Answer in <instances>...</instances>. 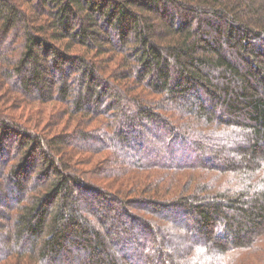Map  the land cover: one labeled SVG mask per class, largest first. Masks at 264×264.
Here are the masks:
<instances>
[{
  "label": "trees",
  "instance_id": "obj_1",
  "mask_svg": "<svg viewBox=\"0 0 264 264\" xmlns=\"http://www.w3.org/2000/svg\"><path fill=\"white\" fill-rule=\"evenodd\" d=\"M0 51L79 126L0 105V264H264V0H0Z\"/></svg>",
  "mask_w": 264,
  "mask_h": 264
},
{
  "label": "rangeland",
  "instance_id": "obj_2",
  "mask_svg": "<svg viewBox=\"0 0 264 264\" xmlns=\"http://www.w3.org/2000/svg\"><path fill=\"white\" fill-rule=\"evenodd\" d=\"M50 78H53V76H50ZM22 96L23 95H20L19 93H17L16 88L11 87L10 85H7V86L5 85L1 93V97H2L1 101L3 102H1L0 104V105L3 104L4 109H8L7 113L11 115L12 120L14 119V120L19 121L21 127H23L26 130L28 129V131H30L32 134H40L41 136H44V138L48 140L53 139V137L55 138L61 134L64 135L66 133H70L71 136L75 135L73 133H75V131L78 130V127H79L76 124V121L74 122L73 120H71L69 122L67 118H64V121H62L64 123L63 124L62 122L59 123L60 124L59 126L58 125L54 126L50 124V121L52 120L54 113L61 108V107L59 108V105H57L56 103H49V104L33 103V102H30L27 99V97L25 96L22 97ZM66 124H68L67 126H70V128L67 130L64 128L66 127L65 126ZM14 139L15 138L12 136H9L5 139L6 145L10 148L12 152L15 151V147H16V143ZM76 143L81 144V145L90 146V148H87V149L95 150L94 148L95 144L84 143L79 140H77ZM119 152L112 158L113 161L111 163H115L116 159L119 161L118 158L122 156L123 154L122 151H119ZM34 154H36V152ZM85 156L89 157L88 163L86 162V164H81L83 165L82 167L85 170L86 169L88 170L96 169L97 166L99 165V162H102V161L105 162V160L108 157L107 153H102V152L84 153L82 155L77 156V160H74L73 164L80 167L76 163H78L77 162L78 159H81V158L82 160L84 159L86 160ZM83 157L85 158L83 159ZM36 162L40 163L39 161H36ZM123 162L126 163V161H123ZM159 174L162 177L168 175V178L173 175L171 174V172H160ZM144 175H148V174L144 173ZM188 175H189L188 173L181 174L179 178L183 177L184 179H187ZM256 247H258L259 253H253L254 256H250L247 252L245 253L238 252L234 255L235 257L232 258V260H243V259L249 260L250 259L249 261H255L256 255H260V253H262L261 255H264V246L259 245ZM255 251L256 249H254V252Z\"/></svg>",
  "mask_w": 264,
  "mask_h": 264
},
{
  "label": "snow or ice",
  "instance_id": "obj_3",
  "mask_svg": "<svg viewBox=\"0 0 264 264\" xmlns=\"http://www.w3.org/2000/svg\"><path fill=\"white\" fill-rule=\"evenodd\" d=\"M261 187H264V185H262Z\"/></svg>",
  "mask_w": 264,
  "mask_h": 264
}]
</instances>
